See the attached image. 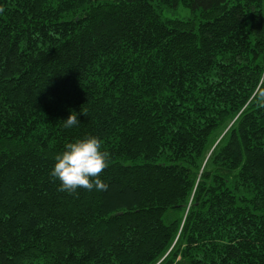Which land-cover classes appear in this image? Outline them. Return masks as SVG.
Segmentation results:
<instances>
[{
    "label": "trees",
    "instance_id": "trees-1",
    "mask_svg": "<svg viewBox=\"0 0 264 264\" xmlns=\"http://www.w3.org/2000/svg\"><path fill=\"white\" fill-rule=\"evenodd\" d=\"M0 7V264H264V0ZM92 135L108 188L61 191Z\"/></svg>",
    "mask_w": 264,
    "mask_h": 264
},
{
    "label": "clouds",
    "instance_id": "clouds-1",
    "mask_svg": "<svg viewBox=\"0 0 264 264\" xmlns=\"http://www.w3.org/2000/svg\"><path fill=\"white\" fill-rule=\"evenodd\" d=\"M4 9L0 7V13ZM259 99L264 101V96ZM79 114L73 111L64 121L65 128L76 126L80 121ZM110 155L102 149V142L97 136H86L73 142H68L64 150L57 155L56 163L50 173L60 183V190L69 193L78 188L89 191L95 189L104 191L108 185L100 178V173L109 166Z\"/></svg>",
    "mask_w": 264,
    "mask_h": 264
},
{
    "label": "rangeland",
    "instance_id": "rangeland-1",
    "mask_svg": "<svg viewBox=\"0 0 264 264\" xmlns=\"http://www.w3.org/2000/svg\"><path fill=\"white\" fill-rule=\"evenodd\" d=\"M163 15L166 18L181 20L190 19L193 16L191 10L183 4H179L175 8L165 9Z\"/></svg>",
    "mask_w": 264,
    "mask_h": 264
}]
</instances>
